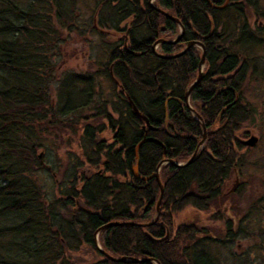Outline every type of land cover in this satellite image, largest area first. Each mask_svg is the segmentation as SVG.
<instances>
[{"label":"trees","instance_id":"1","mask_svg":"<svg viewBox=\"0 0 264 264\" xmlns=\"http://www.w3.org/2000/svg\"><path fill=\"white\" fill-rule=\"evenodd\" d=\"M258 2L95 0L90 31L115 38L106 64L94 69L114 86V99L100 103L92 82L77 75L64 74L54 95L50 88V56L79 29L75 0H0V264H78L70 258L82 247L93 257L82 264H199L192 245L207 230L175 226L174 218L224 198L223 184L237 172L240 152L250 149L249 134L240 131L256 109L242 94L249 66L236 45L248 46L264 30ZM179 24V41L169 43ZM190 41L204 46L205 64L188 106L184 93L198 76L202 50L169 56ZM195 114L206 128L200 146ZM105 129L108 139L100 137ZM62 147L65 155L55 154ZM197 149L189 164L173 163L185 164ZM164 160L171 162L158 170L157 221L138 226L157 215L153 176ZM39 170L60 193L53 202L35 176ZM110 223L117 224L98 234L100 251L93 234Z\"/></svg>","mask_w":264,"mask_h":264},{"label":"rangeland","instance_id":"2","mask_svg":"<svg viewBox=\"0 0 264 264\" xmlns=\"http://www.w3.org/2000/svg\"><path fill=\"white\" fill-rule=\"evenodd\" d=\"M258 4V13L261 16L264 13V0H259ZM95 7V0H75L72 15L73 22L79 29L70 34H75L76 38H63L57 48L58 55L50 56L55 63L50 86L53 95L65 74L77 75L82 81L90 80L96 93L95 101L103 103L105 99H114L112 82L105 72L94 70L97 64H106L107 49L115 39L110 35L113 34L111 31L105 36L97 31H90ZM253 21L250 16V22ZM56 25L55 27H60L59 24ZM258 26H264V20L260 21ZM62 28L60 27L63 31ZM247 45H236V49L243 53L249 66L241 87L243 97L256 111L253 112V120L242 125L240 133L247 132L248 139L254 136L258 140L254 147L240 152L237 172L233 171L222 187V193L230 192L229 189L234 185L236 188L240 187L239 191L237 194L218 199L216 203L214 201L204 211L188 207L174 218L175 226L178 223L190 222L207 230L192 245L196 254H199L196 259L199 264H208V261L210 264H264V30L255 34L252 43ZM155 50H158V47ZM194 116L197 120L198 117ZM110 136L111 130L107 129L100 135L103 139ZM239 137L242 138L241 134ZM78 143L79 138L74 137L72 150L70 149L74 153L80 149ZM43 144L44 148L49 146L46 141H43ZM66 149L68 148L62 147L54 152L63 156ZM41 151L43 150L38 149L36 154ZM44 162L48 164V159ZM35 176L47 192L48 202L60 197L52 177L46 170H39ZM228 220L230 222L226 223ZM97 244L100 247L98 236ZM92 260V254L86 247L73 253L70 258L71 263L78 264Z\"/></svg>","mask_w":264,"mask_h":264},{"label":"water","instance_id":"3","mask_svg":"<svg viewBox=\"0 0 264 264\" xmlns=\"http://www.w3.org/2000/svg\"><path fill=\"white\" fill-rule=\"evenodd\" d=\"M162 12V14L163 15H165V16H168L169 18H171L172 20H174L175 22H177V19L176 18H172L171 16H169L168 14H166V13H164L163 11H161ZM179 27H180V33H179V35H178V37L175 39V40H173V41H171V42H169V43H176V42H178L179 41V39H180V37H181V35H182V33H183V27L179 24ZM160 43H163V41L162 40H159L158 42H156V44H160ZM155 44V45H156ZM193 46H198V47H200L201 48V50H202V54H201V58H200V61H199V68H198V76H197V78H196V80L188 87V89L185 91V93H184V101H185V103L189 106V102H188V99H189V97H190V94H191V92L193 91V89L196 87V85H198L199 84V82H200V80H201V78H202V68L204 67V64H205V50H204V46L202 45V43H200V42H198V41H190V42H188L187 44H186V46L183 48V50L181 51V52H179L178 54H175V55H172V56H169V57H178V56H181V55H183L189 48H191V47H193ZM194 113V112H193ZM197 117H198V121L202 124V127H203V139L200 141V143H199V146L200 145H202V143L204 142V140H205V138H206V128H205V126H204V124L201 122V118H200V116L198 115V114H195ZM257 138L256 137H254V136H251L249 139H247L246 141H244V144L245 145H247V146H249L250 148H252V147H254L255 145H256V143H257ZM197 151H198V149L194 152V154L191 156V158L188 160V162H186L185 164H179V163H175V162H173L176 166H184V165H186V164H189L190 162H192V160H193V158L195 157V155H196V153H197ZM41 155H42V153H40L39 154V158H41ZM167 162H171V161H169V160H164V161H162L159 165H158V168H157V172L154 174V178L157 180V183H158V185H159V188H160V196H159V199H158V202H157V205H156V211H157V215L155 216L156 218L153 220V222H150V223H147V224H138V226H142V227H145V226H147V225H149V224H152V223H154V221H156V219H157V217H158V213H159V205H160V200H161V197H162V192H163V186H162V184H161V182H160V179H159V175H158V170H159V168L163 165V164H165V163H167ZM133 174L135 175V176H138V172H137V166H135L133 169ZM235 187H236V185H234L232 188H231V190H230V192H232V191H234L235 190ZM117 223H110V224H108V225H105V226H102V227H100V228H98L96 231H95V233L93 234V239H94V242L96 243V246L98 247V249L101 251V248L98 246V244H97V236H98V234H99V232L101 231V230H103L104 228H106V226H110V225H116ZM167 237V235L165 236V238ZM164 238V239H165ZM162 239H159V241H161ZM103 252V251H102ZM106 257H109L108 256V254H106V253H103ZM110 259H112V260H114V261H124V260H126V258H120V259H114V258H112V257H109ZM130 261H133V262H141V260H135V259H129ZM146 261H151V259H147ZM156 264H158L157 262H156Z\"/></svg>","mask_w":264,"mask_h":264},{"label":"flooded vegetation","instance_id":"4","mask_svg":"<svg viewBox=\"0 0 264 264\" xmlns=\"http://www.w3.org/2000/svg\"><path fill=\"white\" fill-rule=\"evenodd\" d=\"M202 139H203V138H202ZM234 172H236V171L234 170ZM236 183H237V181H236ZM237 185H239V183H237ZM231 188H232V187H231ZM231 188H230L229 190H231ZM239 188H240V187H238V188L235 187V190H234V191H232V192H229V191H228L227 193H223V194L225 195V197H226V196H230V195L237 194L238 191H239ZM228 193H229V194H228ZM186 224L197 225L196 223H190V222H189V223H186Z\"/></svg>","mask_w":264,"mask_h":264}]
</instances>
